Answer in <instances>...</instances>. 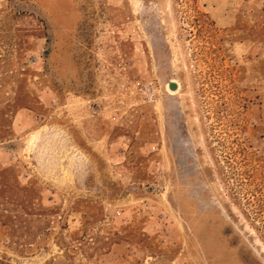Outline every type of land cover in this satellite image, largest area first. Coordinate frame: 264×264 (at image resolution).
Instances as JSON below:
<instances>
[{
  "label": "rangeland",
  "instance_id": "obj_1",
  "mask_svg": "<svg viewBox=\"0 0 264 264\" xmlns=\"http://www.w3.org/2000/svg\"><path fill=\"white\" fill-rule=\"evenodd\" d=\"M0 264H264V0H0Z\"/></svg>",
  "mask_w": 264,
  "mask_h": 264
},
{
  "label": "water",
  "instance_id": "obj_2",
  "mask_svg": "<svg viewBox=\"0 0 264 264\" xmlns=\"http://www.w3.org/2000/svg\"><path fill=\"white\" fill-rule=\"evenodd\" d=\"M177 87H178L177 83H174L173 81L170 82L171 89H177Z\"/></svg>",
  "mask_w": 264,
  "mask_h": 264
},
{
  "label": "bare ground",
  "instance_id": "obj_3",
  "mask_svg": "<svg viewBox=\"0 0 264 264\" xmlns=\"http://www.w3.org/2000/svg\"><path fill=\"white\" fill-rule=\"evenodd\" d=\"M173 82H175V81H173ZM179 89L178 90H180L181 89V85L179 84V87H178ZM178 90H175V89H170V87H169V91L172 93V94H174L176 91H178Z\"/></svg>",
  "mask_w": 264,
  "mask_h": 264
},
{
  "label": "built area",
  "instance_id": "obj_4",
  "mask_svg": "<svg viewBox=\"0 0 264 264\" xmlns=\"http://www.w3.org/2000/svg\"><path fill=\"white\" fill-rule=\"evenodd\" d=\"M205 19H206V20H209V17H206Z\"/></svg>",
  "mask_w": 264,
  "mask_h": 264
}]
</instances>
